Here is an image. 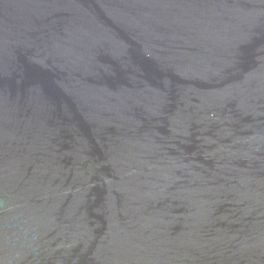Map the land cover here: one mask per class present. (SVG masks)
<instances>
[{
    "label": "water",
    "instance_id": "water-1",
    "mask_svg": "<svg viewBox=\"0 0 264 264\" xmlns=\"http://www.w3.org/2000/svg\"><path fill=\"white\" fill-rule=\"evenodd\" d=\"M0 264H264V0H0Z\"/></svg>",
    "mask_w": 264,
    "mask_h": 264
}]
</instances>
